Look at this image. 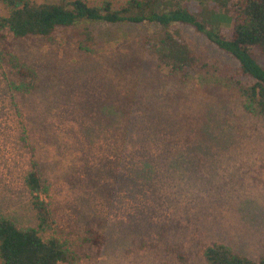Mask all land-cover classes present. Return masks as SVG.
<instances>
[{"label":"rangeland","instance_id":"1","mask_svg":"<svg viewBox=\"0 0 264 264\" xmlns=\"http://www.w3.org/2000/svg\"><path fill=\"white\" fill-rule=\"evenodd\" d=\"M232 1L188 0L213 27L231 25ZM94 28L89 49L74 38L9 37L36 75L16 89L0 64V215L38 227L24 180L35 161L51 220L39 233L78 254L61 264H204L213 242L258 261L264 121L222 69L167 77L140 46L144 24ZM182 32L211 65L235 69L193 28Z\"/></svg>","mask_w":264,"mask_h":264},{"label":"trees","instance_id":"2","mask_svg":"<svg viewBox=\"0 0 264 264\" xmlns=\"http://www.w3.org/2000/svg\"><path fill=\"white\" fill-rule=\"evenodd\" d=\"M0 1L7 9V14L0 15V64L20 80L16 89H28L25 80H34L36 73L13 52L10 36L74 38L79 48L89 49L96 44L95 24H144L147 30L140 46L167 77L181 80L190 74L222 69L239 93L244 109L264 121V66L257 61V55L264 54V0H233L231 25L225 27L208 26L191 10L188 0ZM211 1L222 0H199L203 4ZM185 26L203 35L219 53L232 58L237 64L235 69L211 65L206 54L183 34ZM116 31L122 32L120 27ZM24 180L32 196L38 227H19L0 215L1 263H73L78 258L75 251L58 237L44 239L39 233V228L50 225L51 220L47 203L41 197L47 193L48 183L35 161ZM203 255L204 264H264V254L255 261L221 242L207 245Z\"/></svg>","mask_w":264,"mask_h":264}]
</instances>
